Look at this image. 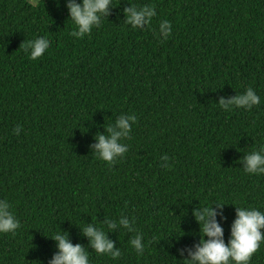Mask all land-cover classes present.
<instances>
[{"label": "trees", "instance_id": "1", "mask_svg": "<svg viewBox=\"0 0 264 264\" xmlns=\"http://www.w3.org/2000/svg\"><path fill=\"white\" fill-rule=\"evenodd\" d=\"M133 4L155 6L150 27L125 23ZM66 5L0 0V199L20 222L0 233V264H49L57 232L89 264H183L200 240L193 210L213 203L219 213L215 202L226 203L217 220L227 243L236 206L264 212V174L243 170L264 145V0H113L83 38L70 35ZM39 36L49 48L30 60L22 45ZM249 87L259 105H218ZM121 114L137 119L109 165L93 146ZM122 215L133 230L108 229ZM87 224L119 258L92 249ZM137 232L140 255L129 243ZM249 264H264V242Z\"/></svg>", "mask_w": 264, "mask_h": 264}, {"label": "clouds", "instance_id": "2", "mask_svg": "<svg viewBox=\"0 0 264 264\" xmlns=\"http://www.w3.org/2000/svg\"><path fill=\"white\" fill-rule=\"evenodd\" d=\"M113 0H67L69 18L74 24L70 33L73 37L83 38L89 34L93 27H99L101 18L109 12V6ZM35 5L36 0H32ZM125 23L133 29L150 27L152 19L157 15L154 5L136 6L124 9ZM159 32L166 39L172 32L171 22L162 20L159 23ZM50 41L46 36H39L23 44L24 51L30 60H37L49 48ZM260 104V97L253 88H247L243 93L230 99L221 98L218 105L225 111L235 106L236 108L251 109ZM134 114H121L115 121V125L108 126V135L99 134L94 144L96 158L115 163L117 158L123 157L128 151V145L121 141L128 138L132 125L136 123ZM13 131L19 135L20 128L17 126ZM161 161L167 162L169 157L163 155ZM244 172L254 175L264 174V145L259 150H253L244 157ZM163 167L169 165L163 163ZM221 208L218 213L216 208L210 205L200 206L193 210V215L199 225L200 240L193 248L187 249L188 255L184 257L183 264H249L251 257L264 242V212L254 207H237L235 219L230 226V235L225 242L224 228L217 220V215L223 216V205L226 203L215 202ZM235 205V204H234ZM19 221L12 211V205L7 199H0V233H15L19 227ZM134 220L121 216L108 224V229L117 226L133 230ZM83 233L89 238V243L98 255H107L113 259L120 257L119 248L114 247V242L109 239L102 227L95 224H87L82 227ZM57 241L58 251L53 255L49 264H89L88 252L79 244H73L67 233L57 232L51 236ZM130 245L138 255L143 253L146 244L143 236L137 232L130 240ZM183 255L184 249L179 250Z\"/></svg>", "mask_w": 264, "mask_h": 264}, {"label": "rangeland", "instance_id": "3", "mask_svg": "<svg viewBox=\"0 0 264 264\" xmlns=\"http://www.w3.org/2000/svg\"><path fill=\"white\" fill-rule=\"evenodd\" d=\"M39 0H36V3L38 2ZM31 2H32V0H31Z\"/></svg>", "mask_w": 264, "mask_h": 264}]
</instances>
